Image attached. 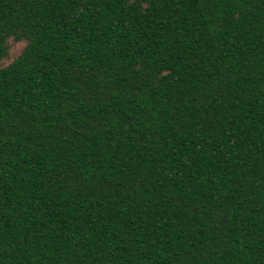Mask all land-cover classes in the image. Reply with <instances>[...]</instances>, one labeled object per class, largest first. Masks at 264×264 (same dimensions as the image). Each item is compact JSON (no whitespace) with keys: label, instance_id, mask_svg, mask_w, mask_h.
Instances as JSON below:
<instances>
[{"label":"trees","instance_id":"1","mask_svg":"<svg viewBox=\"0 0 264 264\" xmlns=\"http://www.w3.org/2000/svg\"><path fill=\"white\" fill-rule=\"evenodd\" d=\"M0 264H264V0H0Z\"/></svg>","mask_w":264,"mask_h":264},{"label":"rangeland","instance_id":"2","mask_svg":"<svg viewBox=\"0 0 264 264\" xmlns=\"http://www.w3.org/2000/svg\"><path fill=\"white\" fill-rule=\"evenodd\" d=\"M22 45H23L22 42L12 43L9 54H8L5 62H8L14 55L18 54Z\"/></svg>","mask_w":264,"mask_h":264}]
</instances>
